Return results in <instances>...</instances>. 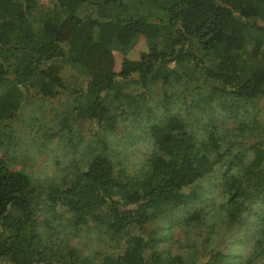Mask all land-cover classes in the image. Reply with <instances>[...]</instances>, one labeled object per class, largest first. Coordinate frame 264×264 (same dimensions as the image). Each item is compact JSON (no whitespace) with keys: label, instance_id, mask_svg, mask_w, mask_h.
Here are the masks:
<instances>
[{"label":"trees","instance_id":"obj_1","mask_svg":"<svg viewBox=\"0 0 264 264\" xmlns=\"http://www.w3.org/2000/svg\"><path fill=\"white\" fill-rule=\"evenodd\" d=\"M41 1L0 0V264H264V0ZM78 119L91 138L64 170L16 165L15 121L50 142ZM157 222L183 254L145 234ZM233 229L251 244L235 255ZM81 230L112 250L86 253Z\"/></svg>","mask_w":264,"mask_h":264},{"label":"rangeland","instance_id":"obj_2","mask_svg":"<svg viewBox=\"0 0 264 264\" xmlns=\"http://www.w3.org/2000/svg\"><path fill=\"white\" fill-rule=\"evenodd\" d=\"M48 2L49 0L41 1L39 5V12L47 10ZM145 50H147L146 43L144 40H140L137 46L132 51H130L127 56L131 59H136L140 56L141 52ZM115 57L116 66L117 68H120L124 56L123 54L116 51ZM73 84H79V82L75 80ZM261 101V106L264 108V99H262ZM38 103L39 104H37L36 108L40 106V104H42L44 113L46 111V115L50 114V106L58 108L61 106V102L58 99H49L45 101L43 100L38 101ZM36 112L37 110H34V106L27 107L23 111V117L28 119L30 117V114H36ZM74 124V133L73 135H71L72 138L69 137L63 140H61L60 138H54L52 139V141L47 142L44 141V138L42 137V130L34 135L32 132L34 129L32 130V127H27L24 124L22 125L21 121H15L14 126L16 127L18 133V136L16 138L18 141H20L19 147L23 148V153L25 152V154L27 155V158H18V162L16 163V165L19 168H24L27 172L31 173L33 177H37L39 180L42 177L49 175L51 176L53 171L55 170H64L66 163H68L70 159L73 158L71 151H69V156L71 157H67L68 154L65 152L67 148H73L74 146L83 147L85 141L91 138V134L89 131L91 126L89 122H86L84 119H78ZM237 139H241V136H237ZM77 141H79L78 145ZM147 147L148 144L145 143H140L137 146L133 145L130 147L132 149L128 151V156L132 161L140 165L142 164L140 159L144 155V151ZM134 148L136 149L133 150ZM213 177H211V179L204 183L205 187L209 190V192H211V190H214L212 187L214 184ZM209 183H213L212 186H209ZM220 218L221 213L219 215L211 217L208 223L210 225H214L215 223L219 222ZM167 226L168 225L164 224L163 222L150 223L145 227V234H150L154 230H157V232L163 235H168V238L162 243L163 246H171L173 247L174 252L180 251L183 254L184 249H181L180 241H183L184 239V232L179 227H173L171 231L167 230ZM207 230H209V228ZM202 231H204L205 233L206 229H204L203 227ZM234 232L235 229L231 231L226 230L222 234V238L226 240L223 242L222 246H224L228 253H231L233 255L237 254L239 251L246 249L247 245L248 248L251 246L250 243H246L245 246L240 245L237 247L232 245L233 240L238 239L242 236L241 231L238 233ZM73 242H78L86 253H94L97 251L100 252L98 258H101L104 254H106L108 250H112L111 248H109V244L105 243L104 241H101L97 235L88 232L86 233L83 230H81L80 232V237L74 238ZM5 264L9 263L7 262Z\"/></svg>","mask_w":264,"mask_h":264}]
</instances>
